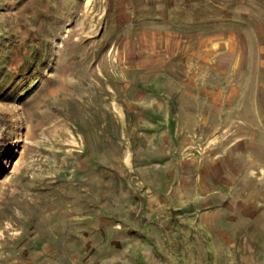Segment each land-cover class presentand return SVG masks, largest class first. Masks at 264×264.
<instances>
[{"label":"rangeland","instance_id":"1","mask_svg":"<svg viewBox=\"0 0 264 264\" xmlns=\"http://www.w3.org/2000/svg\"><path fill=\"white\" fill-rule=\"evenodd\" d=\"M0 264H264V0H0Z\"/></svg>","mask_w":264,"mask_h":264}]
</instances>
